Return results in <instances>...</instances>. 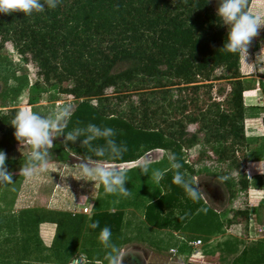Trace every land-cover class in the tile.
Wrapping results in <instances>:
<instances>
[{"label":"trees","instance_id":"1","mask_svg":"<svg viewBox=\"0 0 264 264\" xmlns=\"http://www.w3.org/2000/svg\"><path fill=\"white\" fill-rule=\"evenodd\" d=\"M250 3V12L264 20V7L257 13ZM227 31L208 0H60L55 9L31 16L0 13V48L9 42L18 55L35 63L42 81L52 86L56 95L75 99L65 133L88 124L111 127L116 130V141L127 147L123 160L115 163L161 149L176 154L183 164L179 171L184 174L185 169V179L191 181V164L209 155L226 161L239 175L236 182L225 179L223 173L205 171L204 176L217 180L230 198L236 193L235 183L238 189L247 186L242 165L256 151L244 150L243 92L249 85L241 80L254 70L246 53L223 49ZM216 69L222 72L215 74ZM217 78L226 79L229 85L220 100L209 95L210 81ZM108 86L110 94L105 92ZM11 90L12 98L16 97L20 85ZM28 91L29 103L36 99L31 91L37 93V80ZM132 93L137 95L136 103L130 100ZM2 104L6 101L0 99ZM11 111L14 115L16 110ZM12 120L10 115L0 117V151L5 153L17 142ZM54 144L51 156L56 162L101 160L79 141L68 142L66 147L61 136ZM94 144L103 145L104 141ZM196 145L204 148L187 161L184 150ZM26 163L27 154L6 160L10 172L14 165ZM174 173L166 172L160 181L164 192L145 205L146 223L165 226L170 223L167 216L177 209L169 224L176 229L201 203L200 196L193 200L173 183ZM196 182L194 187L204 193L200 178ZM162 205L168 208L165 214H160ZM229 208L231 211L232 206ZM68 214L61 216L67 217L62 221L64 230L76 228L79 233L82 228L100 233L105 226L115 231L121 221L120 210H93L88 216ZM237 215L246 220L247 207L236 208L229 221ZM72 217L78 221L72 222ZM97 221L99 227L93 228ZM70 238L65 233L62 236L65 242ZM64 247L55 246L54 253H62L61 262L73 251ZM230 264H237V259Z\"/></svg>","mask_w":264,"mask_h":264},{"label":"rangeland","instance_id":"2","mask_svg":"<svg viewBox=\"0 0 264 264\" xmlns=\"http://www.w3.org/2000/svg\"><path fill=\"white\" fill-rule=\"evenodd\" d=\"M250 1L253 8L255 7L254 12L260 13L263 10L264 0ZM209 3L214 10L217 9L218 0H210ZM258 6H261V8L256 9ZM251 10L250 8L248 9V11ZM225 28L227 29V26ZM247 49L254 70L253 73L264 77V39H252ZM221 72L220 69L215 70V74ZM250 76L242 77L241 80L244 84H248L251 87L256 79ZM34 80L38 82V91L35 94L33 91L31 93L36 99L28 103L26 101L29 93L28 89ZM18 84L20 85V90L17 96L12 98L11 89ZM210 85L209 95L215 100L223 98L229 88L228 81L220 78L212 79ZM171 89L175 92L173 88ZM105 92L110 94L112 92L111 86H108ZM243 93L247 96L252 91L247 88ZM53 96L57 97L53 98ZM136 97L135 93L130 95L132 103L137 102ZM0 99L6 101V104L0 105V117L10 115L11 119L15 117L20 109L50 116L64 108L70 111L76 102L72 97L56 95L52 86L46 81H42L35 63L28 56L22 57L18 55L9 42L4 43L0 48ZM121 107L123 108L124 105ZM14 109L16 111L13 115L11 110ZM21 147L17 141L13 148L6 152L7 158H17L23 154H28L30 149ZM200 148H204L203 145H196L184 150L186 160L190 161L189 158L195 156ZM147 152L145 156L149 158L154 151L151 152L149 150ZM72 160L74 159L59 163L51 158L48 169L33 175L31 178L19 175L22 166L14 165L15 169L11 171L13 173V182L0 184V264H66L69 258H73V255L79 252L86 255L85 258L82 257L83 261L80 264H86L87 261L94 260H97L100 264L108 263L106 255L110 249L102 248V243L98 239V232L90 233L85 228H82L79 233L76 228L69 227L64 230L62 225V221L64 222L65 220L63 218H67L66 216L61 217L62 213H70L73 209H76V213L79 212L77 211L79 210L78 208L83 206L87 208L85 202L87 201V193L98 190L99 186L98 182L80 179L81 174L78 168L80 160ZM190 167L192 172L189 175L195 182L197 178H200V182L215 180L206 179L208 178L207 176L200 174V171L204 169L210 172L223 173L233 182L239 176L236 173V169L229 165L228 162L213 160L210 155L209 158H203L191 164ZM243 167L244 164L242 165V171ZM184 173L187 174L188 172L184 171ZM129 188L128 186L127 189ZM203 196L207 205L211 206L214 211L208 209V206L201 205L181 228L188 237L197 235L204 238L217 231L221 232L219 218L222 219L224 224L232 225L233 221H229L231 214L229 207L232 205L242 206L243 204L242 193L235 197H224V200L217 204L212 203L205 194ZM224 196H226L225 191ZM87 210L89 211V209ZM80 213L84 214V216L87 214ZM68 215L72 216L71 214ZM71 220L72 222L78 221L77 217H72ZM227 221L229 222L227 223ZM64 233L71 237L66 241L67 243L62 240ZM112 237L118 240L120 233L115 231L112 233ZM89 239H92V242ZM204 239L207 240L208 238ZM161 242L164 243L162 247L165 248L171 243L172 245L176 244V241L173 242L170 238L161 239ZM208 244L209 247L207 246L205 251L200 249L195 255L187 253L182 256L177 254L171 256L169 252L157 250H153L148 255L145 251L141 254L142 258H146L151 264H214L216 261L214 257V240H211ZM55 246H65L64 249H72L73 251L61 262L62 253L57 252L55 254ZM121 250H125V247ZM138 261V263L141 262V260ZM148 261H145V263ZM138 263L130 260L125 261V264Z\"/></svg>","mask_w":264,"mask_h":264},{"label":"crops","instance_id":"3","mask_svg":"<svg viewBox=\"0 0 264 264\" xmlns=\"http://www.w3.org/2000/svg\"><path fill=\"white\" fill-rule=\"evenodd\" d=\"M250 77L256 80H254L253 86H248L252 93L247 94V96L243 93V135L246 139L244 150L247 153L256 152L250 159L244 162L243 173L246 177L247 186L244 189H238V184L235 183L237 187L236 193L233 196L235 197L239 193H242V206L245 205L247 207L246 220L241 219L237 215V217L231 218V221H233L232 225H226L219 218L221 232L217 231L210 236L204 237L206 239L208 238L207 240L197 235L188 237L181 230L186 220L201 205L208 206L203 196L204 194L205 196L208 195L203 189L204 193L199 194L201 203L188 215L178 228L175 229L169 225L178 214L177 209H172L170 215L167 216L170 219V223L165 226L156 227L153 224L146 223L143 218L145 205L161 195L164 189L160 182L157 184L150 178L151 173L149 175H142L139 169H137L136 165L147 158L145 153L134 161L118 163L119 166L129 170V180L125 185L126 188L128 186L130 187L128 189L130 191L129 196L124 197L119 194H106L103 186L98 182V190L89 194L87 193V201H85L87 209H89L85 216H88L93 210L121 211V221L118 229L115 230L120 233V237L118 240L112 237V242L120 249L125 247L130 256L134 254L130 257V261L138 263V260H141L138 264H151L146 258H142L141 253L143 251L148 255L153 250L168 252L169 248L176 249V252L171 254V256L176 254L182 256L187 253L193 255L189 242L198 238L204 244L203 251H205L207 246L209 247L208 243L214 240V257L216 260L214 264H230L232 260L236 261V259L237 264H264V159H262L264 158V146L259 147L260 143L264 142V77L257 73L252 74ZM151 152L153 154L148 159L157 161L152 164V168L160 170L169 168L165 151L153 149ZM184 171L185 169H183ZM205 171L208 170L204 169L200 171V174L204 175ZM202 184L218 185L224 196V190L218 183L203 181L201 186ZM208 198L211 200L209 196ZM242 206L232 205L231 213L235 212L236 208ZM208 207V209L213 210L211 206ZM160 210V214H165L168 208L166 205H162ZM79 213L76 212V214ZM115 231L111 232L113 233ZM166 238H170L173 242L176 241V244L172 245L171 243L166 248L162 247L164 243L161 242V239ZM89 240L92 242V239ZM102 248L105 249L103 244ZM74 256L86 257L84 253L80 252ZM71 259L69 258L67 262ZM145 261L148 262L145 263Z\"/></svg>","mask_w":264,"mask_h":264},{"label":"clouds","instance_id":"4","mask_svg":"<svg viewBox=\"0 0 264 264\" xmlns=\"http://www.w3.org/2000/svg\"><path fill=\"white\" fill-rule=\"evenodd\" d=\"M210 2V0H208ZM60 0H0V13L12 14L21 12L26 16L43 12L46 8L55 9ZM249 0H218L216 15L220 18L221 25L227 26V42L223 49L230 53H246L252 42V38L259 34V29L264 26V20L260 16L248 11ZM67 108L45 116L26 109H20L11 125L15 128V139L22 146L30 149L27 154V163L19 171V175L31 178L33 175L44 172L52 158L51 150L55 147L54 141L63 136V143L67 147L68 142L79 143L91 149L94 155L101 160L92 158L81 159L78 163L80 179L99 182L106 194H119L124 197L130 195L126 188L129 180L128 169L119 166L118 161L123 160L127 147L118 143L115 139L116 130L111 127H100L96 124H88L84 128H75L65 133L66 122L70 119ZM83 137V139H81ZM97 140H103V145H95ZM169 168L160 170L152 168L157 161L145 158L136 167L142 175H149L155 183H159L167 171L175 170L173 183L182 187L186 194L193 200L199 198V189L194 187L197 182L185 179L179 170L183 167L175 153H166ZM7 155L0 151V184L13 182V173L8 170ZM108 161V162H105ZM227 179V177H225ZM93 228L99 227V222L92 224ZM99 241L106 249H110L106 255L108 264H125L130 259L128 251L121 250L112 242V232L107 226L101 229Z\"/></svg>","mask_w":264,"mask_h":264},{"label":"built area","instance_id":"5","mask_svg":"<svg viewBox=\"0 0 264 264\" xmlns=\"http://www.w3.org/2000/svg\"><path fill=\"white\" fill-rule=\"evenodd\" d=\"M79 212H83V213H88L87 211V208L86 207H79L78 208ZM76 211V209H73L70 213L71 214H74ZM189 245L191 246L192 248V253L193 255L196 254L197 251H199L200 249H204V244L202 243V241L198 238L194 239V240H191L189 242ZM168 252L170 254H174L176 252V249L175 248H169L168 249ZM83 261V258L81 256H76V257H73L69 262H67V264H80L81 262Z\"/></svg>","mask_w":264,"mask_h":264},{"label":"water","instance_id":"6","mask_svg":"<svg viewBox=\"0 0 264 264\" xmlns=\"http://www.w3.org/2000/svg\"><path fill=\"white\" fill-rule=\"evenodd\" d=\"M212 203L217 204L223 198V192L216 184H207L205 187Z\"/></svg>","mask_w":264,"mask_h":264},{"label":"flooded vegetation","instance_id":"7","mask_svg":"<svg viewBox=\"0 0 264 264\" xmlns=\"http://www.w3.org/2000/svg\"><path fill=\"white\" fill-rule=\"evenodd\" d=\"M255 8V7H254ZM261 8V6H258L256 9H260ZM255 11V10H254ZM259 31V34L257 35V37H253L252 39H254V38H263L264 39V26H261V28L258 30ZM247 55H249L248 54V49H247ZM202 186H203V189H204V191L206 192V194L208 195V192H207V190H206V186H207V184H202ZM209 196V195H208ZM224 200V196H223V198L221 199V200H218L219 202H222Z\"/></svg>","mask_w":264,"mask_h":264}]
</instances>
